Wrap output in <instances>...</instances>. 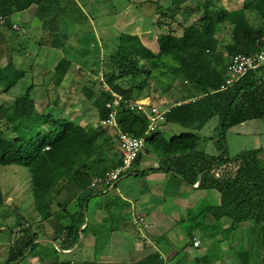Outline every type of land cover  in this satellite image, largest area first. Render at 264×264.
Masks as SVG:
<instances>
[{
  "label": "trees",
  "instance_id": "obj_1",
  "mask_svg": "<svg viewBox=\"0 0 264 264\" xmlns=\"http://www.w3.org/2000/svg\"><path fill=\"white\" fill-rule=\"evenodd\" d=\"M186 1L168 0V6L158 4L157 11L164 18H174ZM62 2L0 0V17L3 18L2 23L12 29L11 15L35 6L34 14L44 28L47 22H53ZM210 11L209 3L205 2L204 13L197 23L184 25L179 34L172 27L161 31L157 36L156 53L146 47L137 34L120 33L115 50L104 64V76L110 87L124 97L143 98L148 96V92H144L147 88L145 81L123 87L118 80L127 77L135 80L146 68V62L155 66L157 60L166 57L173 61L170 65L173 79L180 78L188 85V94L182 99L187 101L172 105L164 122L199 130L211 117L217 116L219 133L215 144L218 154L196 151L199 137L193 132H181L167 139L160 135L159 129L145 136V152L166 159L165 165L156 170L173 171L188 185L197 183V188L216 190L218 203L203 207L199 214L210 215L215 222L229 218L230 230L248 224L249 231L256 232L259 245L264 248V148L242 150L230 157L226 141V132L231 127L253 119L264 122V64L244 74L227 89L218 90L231 56L264 48V0H246L237 8L221 5L213 14ZM248 11H253L262 22L257 25L250 23ZM160 19L157 18L155 23L163 29L164 23ZM223 24L231 27L228 38L223 36ZM57 41L52 39L47 46L62 47V42ZM220 42L222 48L218 47ZM70 65L71 61L66 57L59 60L54 68L57 82L63 79ZM3 68L14 72L7 80V89L22 77V71L15 69L9 60L0 67V79L7 77L6 74L1 75ZM95 84V80L90 85L82 84L81 91L95 108L94 120L97 121L106 116L104 104L110 94L99 88L96 90ZM134 88L137 93H134ZM32 90L31 84L11 103L0 102V165H19L28 169L36 212L51 226L53 240L58 247L71 250L88 227L85 212L98 186L90 188L89 184L93 177L103 176L120 163L119 150L115 147L114 134L107 128L95 127L94 122L75 123L61 116V110L57 115L37 110ZM118 122L123 131L136 136L143 135L147 126L142 114L124 107L119 110ZM9 129L15 133L14 136H6ZM111 149L114 150L110 158L107 152ZM141 153L133 166L139 163ZM150 170L152 168L146 172ZM65 193L71 196V200L62 198ZM71 202L74 211L69 210ZM3 203L0 188V205ZM198 224L194 221L186 229L191 243ZM54 253L58 251L54 249ZM29 256L38 257V233L27 226L22 227L10 246L5 264ZM195 262L206 263L207 259L196 258ZM136 263L163 264L157 256ZM39 264L70 262L55 260ZM239 264H248V261ZM256 264H264V260Z\"/></svg>",
  "mask_w": 264,
  "mask_h": 264
},
{
  "label": "rangeland",
  "instance_id": "obj_2",
  "mask_svg": "<svg viewBox=\"0 0 264 264\" xmlns=\"http://www.w3.org/2000/svg\"><path fill=\"white\" fill-rule=\"evenodd\" d=\"M243 1L246 0H187L174 18H164L157 11V6L160 4L167 7L168 0H63L53 22H47L39 31V18L31 7L15 12L10 21H14L19 28H5L6 38H0V67H4L10 60L15 69L22 71V77L6 89L7 80L12 78L14 72L2 69L1 75L6 74L7 77L0 79V102L11 103L32 84L31 96L37 110L55 115L61 110V116L68 117L75 123H93L95 108L81 91L82 84L92 83L85 71L101 67L105 69L104 64H107L108 56L115 50L120 33L137 34L136 32L142 31L140 39L156 53L158 34L169 27L179 34L184 25L197 23L204 13L205 2L209 3V13L213 14L221 5L237 8ZM247 17L255 25L262 22L253 11H248ZM157 18H161L164 23L163 29L156 25ZM222 28L224 38H228L231 27L223 24ZM40 31L42 39L39 44ZM52 39L65 44L66 56H63L71 61L65 78L59 83L53 70L55 58H49L48 61L45 59L49 52L47 44ZM101 42H104L103 51L99 47ZM218 47H223L221 42ZM54 49H57V53L63 51L60 48ZM166 58L157 60L155 66L146 62V68L135 80L127 77L118 82L127 87L145 81L147 88L144 92L147 91L148 96L165 104L182 100L188 94V85L182 83L180 78L173 79L170 70L173 61ZM95 88L98 90L97 84ZM137 91L134 88V93ZM218 123V117L213 116L197 130L163 122L159 126V132L167 139L181 132H193L199 137L196 151L217 155L215 141L219 133ZM5 133L7 137L15 134L10 129ZM226 141L227 155L230 157L242 150L264 148V122L249 120L242 126H233L226 132ZM115 147L118 149L117 142ZM113 150L107 152L110 158ZM141 152H145V148ZM148 154L122 175L114 187L106 188L98 184L85 212L88 227L80 234L78 245L71 249L72 252L58 251L59 262L137 264V261L156 256L163 264H196V258L201 257L207 259L206 263L201 264H239L244 260L248 264H256L257 261L264 260V248L259 245L256 232L249 231L248 224L230 230L229 218L215 222L210 215L199 214L203 207L218 203L219 193L216 190L199 188L185 193L181 187L179 190L175 188L171 180H160V185H156L159 181L150 180L146 176V169L150 165L147 159L151 155H157ZM0 188L4 198V203L0 205V264H5L9 248L22 227L30 226L38 233V250L54 253L58 244L53 240V230L49 223L41 220L34 208L28 169L19 165H0ZM150 193L163 199L160 207L164 220L161 223L150 213L140 214L144 212L139 203ZM62 198L71 200L67 193ZM69 210H75L73 202L69 203ZM138 215L144 221L137 225L134 224V218ZM194 221L199 223L193 233L200 240L197 247L193 246L186 232ZM30 259V256L25 257L12 264H33Z\"/></svg>",
  "mask_w": 264,
  "mask_h": 264
},
{
  "label": "built area",
  "instance_id": "obj_3",
  "mask_svg": "<svg viewBox=\"0 0 264 264\" xmlns=\"http://www.w3.org/2000/svg\"><path fill=\"white\" fill-rule=\"evenodd\" d=\"M0 22H3V18L1 17ZM18 28L17 24H12V29L18 30ZM263 64L264 48L249 54L238 53L231 56L226 68L224 81L220 84L218 90L227 89L244 74L261 67ZM85 75L95 80L100 90L110 94V98L104 104L107 110L106 116L95 121L93 125L95 127L107 128L114 134L120 156V163L116 167L107 171L103 176L93 177L89 186L90 188H94L98 184H102L106 188L114 187L121 176L133 167L134 161L144 148L145 136L156 131L159 125L165 121L166 114L170 111L172 105L180 104L187 100H177L172 104H165V102L155 101L151 96L126 98L114 91L107 83L103 67L94 71L86 70ZM122 107L142 114L145 117L147 126L143 135L136 136L121 129L118 115ZM143 221L144 218L141 215L134 218V224L138 225ZM192 244L197 247L200 244V240L193 236Z\"/></svg>",
  "mask_w": 264,
  "mask_h": 264
},
{
  "label": "crops",
  "instance_id": "obj_4",
  "mask_svg": "<svg viewBox=\"0 0 264 264\" xmlns=\"http://www.w3.org/2000/svg\"><path fill=\"white\" fill-rule=\"evenodd\" d=\"M31 8L33 9V11L35 10V6H31ZM39 22H40V26L38 27V31L40 30V28L43 29L42 22H41L40 19H39ZM11 24H16V23L14 21H11ZM5 28H7V27L2 22H0V38L1 39L6 38L5 33H4ZM40 33H41V31L38 33L39 34L38 35L39 36V39H38V43L39 44L41 42L40 40L42 39V35ZM136 33H137V35L139 37H140V34L141 35L143 34L142 31H138ZM64 47H65V44H63V46L60 47V49L63 50V51H60V53H57L55 51L57 49H54L53 47H49V52H48V55L45 57V59H46V61H48L49 58L53 59V57L56 59V62H55V59H54V65H53L54 67L53 68H55V66L59 62V60H61L64 56H66V54H64L65 53L64 52L65 51ZM99 47H100V50L103 51L104 42H101V44H99ZM60 49H58V50H60ZM60 54L62 56L63 55L64 56L62 57ZM58 56H60V59H57ZM63 78H65V75H64ZM42 82L44 83L43 79H42ZM57 83H59V82H57ZM253 120H257V119H253ZM246 122L240 123V124H238V126H242ZM158 129H159V127H158ZM144 156H149V154L147 152H142L141 153V157H140V161L142 160V158ZM147 162L150 164L148 166V168H152V170L148 171V174L146 176L152 181H156V182L159 181V182L156 183V185H160V180H171L173 182V185L175 186V188H178V190H179V188L181 187L185 193H191V192L194 191V189H199V188H197V183L194 184V185H188L184 181H183L184 183H182V180L179 179L176 175H174L173 171L168 172V171H165L163 169H157L156 170L155 168H158V167H161V166L165 165L166 159L160 158L158 156L151 155V157H149V159H147ZM184 184H186V185H184ZM162 202H163V199L160 196L155 195L154 193H150L144 199V201L139 203V207L141 208L142 212H144V213L140 212V214L145 215V214H149L150 213L152 216H154L156 218V220L158 222H160V223L163 222L164 214H163V212L161 210V207H160ZM38 243H39V240H38ZM56 248H57V251H59L60 253H70V252H72V250L60 249L58 246ZM43 253H45V254H43ZM30 260H31V262H33V264H37V263L39 264V263H43V262H53L55 260H58V258H57V254L52 253L51 251L44 252L43 250L39 249L38 250V257H31Z\"/></svg>",
  "mask_w": 264,
  "mask_h": 264
},
{
  "label": "water",
  "instance_id": "obj_5",
  "mask_svg": "<svg viewBox=\"0 0 264 264\" xmlns=\"http://www.w3.org/2000/svg\"><path fill=\"white\" fill-rule=\"evenodd\" d=\"M80 229H82V226H81V228ZM78 242H79V240H78ZM78 242H77V244L75 245V247L78 245Z\"/></svg>",
  "mask_w": 264,
  "mask_h": 264
}]
</instances>
